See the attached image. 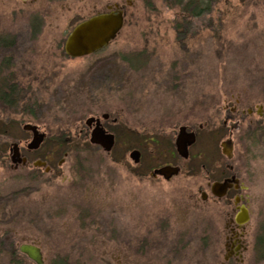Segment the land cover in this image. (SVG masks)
I'll return each instance as SVG.
<instances>
[{
  "label": "rangeland",
  "instance_id": "rangeland-1",
  "mask_svg": "<svg viewBox=\"0 0 264 264\" xmlns=\"http://www.w3.org/2000/svg\"><path fill=\"white\" fill-rule=\"evenodd\" d=\"M117 1L126 11L118 37L96 55L66 57L63 42L72 28ZM208 1L198 3L207 7L198 17L165 0H0V53H13L20 69L38 76L42 93L62 80L48 103L29 107L34 116L16 105L6 124L0 110V238L17 248L39 246L44 264H164L162 252L150 248L176 244L179 230L162 232V214L183 206L177 190L137 177L129 157L141 142L137 129L165 139L187 111L201 121L225 100L264 93V0ZM92 69L111 70L122 87L92 92ZM106 100L120 103L122 113L115 126L120 139L109 154L76 135L83 116ZM28 121L50 135L31 152ZM62 131L65 138H51ZM14 142L32 161L50 154L54 171L13 167ZM144 148L142 165L152 155V146ZM258 187L264 202V176ZM201 233L180 261L211 260L212 250L196 249ZM5 248L0 264H36Z\"/></svg>",
  "mask_w": 264,
  "mask_h": 264
},
{
  "label": "flooded vegetation",
  "instance_id": "flooded-vegetation-1",
  "mask_svg": "<svg viewBox=\"0 0 264 264\" xmlns=\"http://www.w3.org/2000/svg\"><path fill=\"white\" fill-rule=\"evenodd\" d=\"M190 1L167 2L170 6L178 7L182 13L199 9L198 17L207 11V7L199 5L205 0H197V5H189ZM193 2L196 3V0ZM120 9L126 17V11L119 1L108 3L104 11ZM65 55L73 58L66 52ZM15 57L13 53H0V110L7 113L6 124L14 120L13 108L16 105L22 107L25 116H34L29 107L48 103L52 88H58L62 82L49 84L42 93L38 76L20 69ZM90 77L92 92L122 87L119 80L116 84L118 76L112 74L111 70L98 73V70L92 69ZM69 82L73 83V80ZM58 92L60 90L55 91V96ZM106 101L83 116L85 119L82 118V124L78 127L77 137L90 140L94 130H102L113 134L117 143L120 129L115 126L119 128L121 123V106L118 102ZM213 108L201 121L194 118L193 112L187 111L183 121L165 139H161L156 130L142 132L137 129V140H141L137 145L140 152L137 177L142 179L148 175L151 183L165 184L168 189L177 190L181 196L178 203L183 206L178 213L162 214V232L169 228L179 230L176 244L162 246L155 243L150 250L162 252L160 259L164 264H191L180 261L182 257L179 254L192 248L190 242L200 228L203 233L199 236L204 238V243L196 249L200 254L212 250V255L211 260L194 264H264V202L258 191L259 180L264 176V93L231 102L225 100ZM27 123L35 125L44 134V141L49 138V133L38 124L28 121L23 126ZM180 128H184L186 140L192 141H187V155L180 153L177 147ZM25 131L33 136L31 130ZM65 132L52 133L51 138H65ZM144 144L152 146L151 163L146 165L141 164L145 155ZM19 147L25 162L15 164L11 159L13 167L32 165L44 172L54 171L50 154L32 161L30 155L24 154ZM26 148L30 152L36 150ZM163 168H166L165 173H160ZM195 216L201 221L198 226Z\"/></svg>",
  "mask_w": 264,
  "mask_h": 264
},
{
  "label": "water",
  "instance_id": "water-1",
  "mask_svg": "<svg viewBox=\"0 0 264 264\" xmlns=\"http://www.w3.org/2000/svg\"><path fill=\"white\" fill-rule=\"evenodd\" d=\"M124 21L123 10L97 13L82 20L68 34L64 44L65 52L72 57H81L104 48L117 37L124 25ZM23 128L33 132V137L27 144V147L29 149L39 148L44 140V134L40 133L37 127L30 123L25 124ZM90 141L93 144L100 145L105 151L109 152L114 146L115 138L113 134H107L102 130H94ZM187 141L192 142L191 140H186L185 130L184 128H180L177 137V147L183 155H187ZM10 152L13 163L25 162V159L21 157L20 147L17 142L11 144ZM129 156L135 164L140 161V152L137 149H133ZM37 163L41 164V162ZM165 171L166 168H163L160 170V173H165ZM20 251L36 264H43V254L39 246L22 244Z\"/></svg>",
  "mask_w": 264,
  "mask_h": 264
},
{
  "label": "trees",
  "instance_id": "trees-1",
  "mask_svg": "<svg viewBox=\"0 0 264 264\" xmlns=\"http://www.w3.org/2000/svg\"><path fill=\"white\" fill-rule=\"evenodd\" d=\"M165 1H168V0H165ZM194 0H191L190 2H188L189 3V5H193V4H195V5H197L198 4V1L196 0V3H194L193 2ZM205 3L206 4H208L209 3V1L208 0H205ZM191 15V16H193V14L194 15H199L200 14V10L198 9V10H194V11H189L188 12V15ZM6 111H8V110H6ZM6 234V233H5ZM7 235V234H6ZM5 236V235H4ZM10 238V237H9ZM6 244V246H7V248H5V249H7V251L6 252H8V253H10L12 256H17V254H20L21 252H20V250H19V248H17V247H15L14 246V242L12 241V240H4V238L3 237H1L0 238V246H2V245H5ZM16 264V263H15Z\"/></svg>",
  "mask_w": 264,
  "mask_h": 264
}]
</instances>
